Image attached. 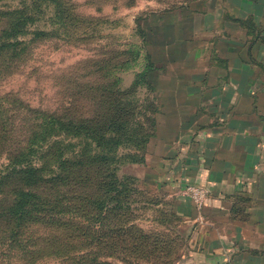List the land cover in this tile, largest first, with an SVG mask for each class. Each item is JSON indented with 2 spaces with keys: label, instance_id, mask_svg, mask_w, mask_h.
<instances>
[{
  "label": "trees",
  "instance_id": "1",
  "mask_svg": "<svg viewBox=\"0 0 264 264\" xmlns=\"http://www.w3.org/2000/svg\"><path fill=\"white\" fill-rule=\"evenodd\" d=\"M60 1L28 0L23 8L13 11L0 33V56L23 47L20 39L27 35H32V40L47 37V32L28 30L30 26L37 28L35 24L50 7L53 14L49 21L55 20L64 33H70L67 26L74 18L61 9ZM142 24L133 29L141 40L140 47L132 44L129 48L142 58L143 68L134 75L128 91L119 89L121 79L115 76L104 77L107 84L103 93L96 85L80 86L84 97L91 95L88 100L97 99L100 107L105 104L104 121L43 114L41 123L29 128V137L17 155L0 163L1 264H9L10 259L17 264H33L45 251L57 257L59 264H108V258L127 264H139L140 259L147 264H176L180 260L177 253L171 261L164 260L174 242L182 247L177 215L172 211L165 219L162 210L155 211V223L162 226V230L156 227L158 233H147L135 225L133 211L148 209L151 203L135 199L142 195L134 188L137 179L122 171L126 164H144V155L140 158L137 153L144 154L155 128V121L148 119L146 131L138 119L142 105H137L134 97L142 87L147 93L155 91L157 63L165 65L176 50L171 47L184 42L183 35L174 31L179 22L148 17ZM128 61L120 67L127 66ZM7 133L0 119L2 146L8 144ZM34 145L42 152L39 163L32 158ZM73 186L82 188L80 195L73 194ZM163 230L170 236H160ZM92 248L96 251H88Z\"/></svg>",
  "mask_w": 264,
  "mask_h": 264
},
{
  "label": "crops",
  "instance_id": "2",
  "mask_svg": "<svg viewBox=\"0 0 264 264\" xmlns=\"http://www.w3.org/2000/svg\"><path fill=\"white\" fill-rule=\"evenodd\" d=\"M191 1L149 19L180 23L174 31L184 42L171 49L197 69L205 42L196 35L211 31L213 83L175 75L174 86L183 83L164 87L158 75L154 96L168 102L148 142L155 160L145 159L149 172L138 180L167 197L187 184L208 190L200 208L180 197L172 204L183 240L176 264H264V0Z\"/></svg>",
  "mask_w": 264,
  "mask_h": 264
},
{
  "label": "rangeland",
  "instance_id": "3",
  "mask_svg": "<svg viewBox=\"0 0 264 264\" xmlns=\"http://www.w3.org/2000/svg\"><path fill=\"white\" fill-rule=\"evenodd\" d=\"M60 2L62 4L61 9L66 15L74 18L72 25L67 26V29L71 31L70 33H64L62 31L64 29L58 27L54 22L55 20L53 23L52 20L49 21L53 14V9L50 7L44 10L41 21L35 24L37 28L30 26L28 30V33H32L36 29L47 32L49 34L47 37L32 40L33 36L27 35L20 39L24 41L23 47L18 48L15 53H12L11 50L5 51L0 56V119L2 123L6 124L8 132L5 135L8 144L0 145V163H6L11 160L12 156L17 155L20 147L29 137L26 136L29 128L40 124L43 114L61 117L62 119L98 120L101 118L104 121L107 111L105 104L102 102V107H100L97 104V99L88 100L91 95L84 97L83 92L80 91V86L96 85L101 87L99 91L103 93V86L107 84L104 77L115 76L121 79L119 89L128 91L134 75L143 68L141 66L142 58L136 55L134 49L129 48L132 47V44L138 47L141 45L139 36L133 32L135 25H143L142 22L153 13L169 16L180 11L181 6L188 4L193 6L195 3L191 0H158L157 2L152 0H61ZM24 4H28V0L25 2L23 0H0V33L5 28L13 11L23 8ZM196 37L205 42L204 53L199 57H194L195 62H199L198 69L194 62L189 65L181 64V60L175 55L178 52L176 49L174 54L167 57L169 61L165 62V65L160 61L157 63L159 84L166 85L164 87H167L168 84L174 86L175 79L171 80L170 77L175 75L178 77L186 75L184 77L186 82L204 78L205 81H199L201 88H209V85L213 83L211 82L213 79L212 68L215 62L211 58L213 57L211 56L213 54L211 53L212 33L205 30ZM207 43L209 44L207 45ZM125 60H129L128 65L120 67ZM182 67H191L194 70L183 72ZM193 73L196 75L199 73L200 76L196 78L193 76L194 78H192ZM164 74H168L170 79ZM166 79H168L167 82ZM179 82L183 83L177 78L174 87L180 86ZM126 97L132 98L129 95ZM134 99L138 102L137 105H142L139 108L141 114H139L138 119L145 124L147 132L148 119L155 121L152 135L154 136L157 121L158 123L161 121L160 111L162 109L160 106L163 102L167 105L168 99L161 98L160 100L154 96V91L147 93L143 87ZM101 100L104 101V99ZM54 139L59 138L55 137ZM149 151L150 147L147 144L144 154L137 153L140 158L144 155V164L145 159L146 162L155 160L149 159ZM34 152L33 161L39 163L42 155L39 146L34 145ZM144 164H126L122 171L137 179L134 188L141 191L142 195H136L135 199L138 201L144 199L151 203H148V209L134 210L133 220L135 225H138L142 230L152 233L157 232L156 227L162 228V226L156 225L157 221L154 219L157 218V215H155V211L162 210L165 213V219H168L172 212V204L180 196L177 191L175 195L167 197L163 191L155 189L148 179L138 180L148 171L147 168L142 167ZM71 191L74 195H80L82 188L73 186ZM156 202L159 205H153ZM138 206H134V208H138ZM131 208L133 209V206ZM159 232H161L159 233L160 236H170L168 231ZM32 233L35 232L32 231ZM173 246L175 247L172 251H168L169 256L164 259L165 261H171L176 253L177 255L181 254L180 242H174ZM88 251L95 252L96 250L92 248ZM40 255L41 257L35 259L33 264H59L57 257L55 258L48 251L42 252ZM112 259L108 258L106 262L108 264H127L125 261ZM30 262L32 263V260ZM138 263L147 264L142 259L138 260ZM9 264L17 263L10 259Z\"/></svg>",
  "mask_w": 264,
  "mask_h": 264
},
{
  "label": "built area",
  "instance_id": "4",
  "mask_svg": "<svg viewBox=\"0 0 264 264\" xmlns=\"http://www.w3.org/2000/svg\"><path fill=\"white\" fill-rule=\"evenodd\" d=\"M178 194L182 199L191 202L196 208L202 207L209 196L208 190L193 185L182 186Z\"/></svg>",
  "mask_w": 264,
  "mask_h": 264
}]
</instances>
